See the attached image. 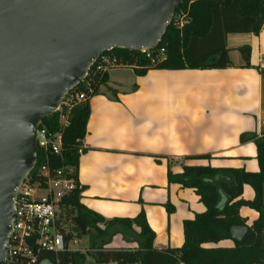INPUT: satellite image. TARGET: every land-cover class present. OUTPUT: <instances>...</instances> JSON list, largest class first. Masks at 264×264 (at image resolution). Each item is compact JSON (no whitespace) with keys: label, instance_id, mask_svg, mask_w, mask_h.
<instances>
[{"label":"crops","instance_id":"0c3cea01","mask_svg":"<svg viewBox=\"0 0 264 264\" xmlns=\"http://www.w3.org/2000/svg\"><path fill=\"white\" fill-rule=\"evenodd\" d=\"M224 42L228 67L149 69L136 75L132 66H119L88 99L77 168L84 187L80 201L107 218H132L143 210L157 249L180 247L183 221L205 209L193 188L168 180V169L175 174L184 165L209 164L258 171L256 146L253 140L241 142L240 135L264 132V24L258 34L229 32ZM241 47L249 50L250 67ZM253 196L244 184L240 198ZM239 213L248 225L258 216L248 206ZM110 232L105 248L136 247L132 233Z\"/></svg>","mask_w":264,"mask_h":264},{"label":"trees","instance_id":"16d2710c","mask_svg":"<svg viewBox=\"0 0 264 264\" xmlns=\"http://www.w3.org/2000/svg\"><path fill=\"white\" fill-rule=\"evenodd\" d=\"M183 0L174 12L187 10L188 21L182 29L173 24L167 27L161 41L153 51L164 49L156 62L145 57L142 51L114 48L111 52L132 65L136 75L149 69L225 68L230 65L225 47V34L252 32L258 34L264 24V0H194L189 7ZM188 7V9H187ZM245 65L250 67L249 50L240 48ZM264 79V69H261ZM107 72L95 85L104 83ZM83 88L79 83L77 89ZM90 116L89 100L80 101L68 112V125L62 129V145L58 154L49 156L51 170L71 167L68 177L76 180V188L63 197L60 210L71 215L72 228L68 238L88 235L89 249L96 263L116 264H264V132L242 133L240 141L253 140L256 146L258 171L244 168L215 167L211 165H184L182 172L173 174L168 169V180L183 187L193 188L203 203V212L183 221L184 241L178 248L157 249L155 233L150 228L143 210L135 217L107 218L86 207L80 201L83 186L77 178L79 156L84 151L83 140ZM49 131L59 129L58 113L45 117L41 124ZM200 157L209 158V155ZM40 151L34 173L42 163ZM248 184L254 191L251 200L240 198L242 187ZM241 206L254 209L258 216L250 224L239 213ZM171 211L172 207L167 206ZM120 226V232L132 233L135 248L108 249L104 245L113 233L111 228ZM230 239L232 246H216ZM40 264H85V253L79 250L62 252L57 256L46 254Z\"/></svg>","mask_w":264,"mask_h":264},{"label":"water","instance_id":"95a60500","mask_svg":"<svg viewBox=\"0 0 264 264\" xmlns=\"http://www.w3.org/2000/svg\"><path fill=\"white\" fill-rule=\"evenodd\" d=\"M183 0H0V264L17 186L36 166V131L97 56L161 41Z\"/></svg>","mask_w":264,"mask_h":264},{"label":"built area","instance_id":"2783aa9c","mask_svg":"<svg viewBox=\"0 0 264 264\" xmlns=\"http://www.w3.org/2000/svg\"><path fill=\"white\" fill-rule=\"evenodd\" d=\"M193 1L188 0L187 6ZM187 21V10L180 9L173 13L171 23L175 28L182 29ZM142 52L156 62L163 56L164 49ZM119 66L132 65L123 62L111 50L97 56L81 82L83 88L78 90L75 87L68 91L56 109L59 129L51 132L45 126H38L36 142L43 160L36 171L26 175L17 186L15 216L4 264H40L46 259V254L57 256L62 252L79 250L76 248L79 239L76 235L68 238L70 230L66 229L58 214L63 197L76 188V180L67 176L73 169L65 166L51 170L48 160L50 155L58 154L61 150L62 129L68 125V112L72 105L88 100L99 77Z\"/></svg>","mask_w":264,"mask_h":264},{"label":"rangeland","instance_id":"374dc122","mask_svg":"<svg viewBox=\"0 0 264 264\" xmlns=\"http://www.w3.org/2000/svg\"><path fill=\"white\" fill-rule=\"evenodd\" d=\"M58 214L60 215V219L66 224V229L70 230L72 228V221H71V215H69V213H67L66 211H59ZM120 230V226H115L113 228H111V231H116V233H118L117 231ZM115 233V234H116ZM78 240V244L76 246V248L80 249V252L85 253V264H107V263H96L93 259V257L91 256V254L87 253L88 249H89V237L88 235H81L80 237H77ZM117 240H119L118 237H114L113 241L117 242ZM230 240V239H229ZM230 242L232 243V240H230ZM112 244V243H111ZM120 244V243H118ZM122 245V244H120ZM112 246H114L112 244ZM218 246H223V245H218ZM111 249H115V248H111Z\"/></svg>","mask_w":264,"mask_h":264}]
</instances>
